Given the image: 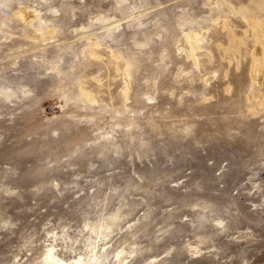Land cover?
I'll return each mask as SVG.
<instances>
[{"label":"rangeland","instance_id":"rangeland-1","mask_svg":"<svg viewBox=\"0 0 264 264\" xmlns=\"http://www.w3.org/2000/svg\"><path fill=\"white\" fill-rule=\"evenodd\" d=\"M50 247L264 264V0H0V264Z\"/></svg>","mask_w":264,"mask_h":264},{"label":"bare ground","instance_id":"bare-ground-1","mask_svg":"<svg viewBox=\"0 0 264 264\" xmlns=\"http://www.w3.org/2000/svg\"><path fill=\"white\" fill-rule=\"evenodd\" d=\"M53 249L52 247H50L48 250H47V253L45 255V260L47 261H51L52 264H74V262H71V261H67V260H64V259H61L59 258L54 252H53ZM78 260V259H76Z\"/></svg>","mask_w":264,"mask_h":264}]
</instances>
